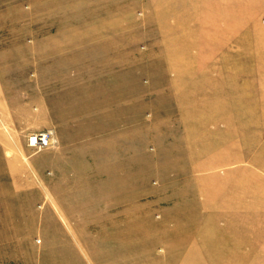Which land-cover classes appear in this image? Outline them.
Instances as JSON below:
<instances>
[{"label": "rangeland", "instance_id": "1", "mask_svg": "<svg viewBox=\"0 0 264 264\" xmlns=\"http://www.w3.org/2000/svg\"><path fill=\"white\" fill-rule=\"evenodd\" d=\"M0 264H264V0H0Z\"/></svg>", "mask_w": 264, "mask_h": 264}, {"label": "built area", "instance_id": "2", "mask_svg": "<svg viewBox=\"0 0 264 264\" xmlns=\"http://www.w3.org/2000/svg\"><path fill=\"white\" fill-rule=\"evenodd\" d=\"M49 137L47 133L30 134L27 137V143L31 147L42 148L48 145Z\"/></svg>", "mask_w": 264, "mask_h": 264}]
</instances>
